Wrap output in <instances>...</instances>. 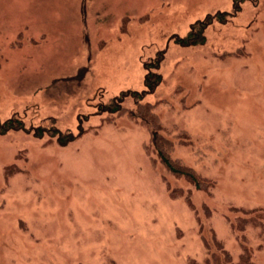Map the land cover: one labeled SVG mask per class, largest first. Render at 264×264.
I'll return each instance as SVG.
<instances>
[{
  "label": "rangeland",
  "instance_id": "374dc122",
  "mask_svg": "<svg viewBox=\"0 0 264 264\" xmlns=\"http://www.w3.org/2000/svg\"><path fill=\"white\" fill-rule=\"evenodd\" d=\"M140 104L208 189L149 150ZM8 119L0 264H216L215 239L239 264L233 209H264V0H0ZM246 231L264 264V228Z\"/></svg>",
  "mask_w": 264,
  "mask_h": 264
},
{
  "label": "trees",
  "instance_id": "16d2710c",
  "mask_svg": "<svg viewBox=\"0 0 264 264\" xmlns=\"http://www.w3.org/2000/svg\"><path fill=\"white\" fill-rule=\"evenodd\" d=\"M238 9L237 6H235ZM234 15V14H233ZM210 25L209 17L205 20L203 25V30L206 29L207 25ZM200 35V34H198ZM196 39V36L186 37V39L179 40L185 41V43L190 44L193 40ZM184 44V43H183ZM164 56H160L158 58L159 63L162 62ZM159 65L155 67V70L159 71ZM163 81L162 74L157 72L149 71L146 73L144 78V83L146 90L139 92H132L133 97H136L137 100L144 98L145 95L158 90L161 82ZM115 102V101H114ZM137 105V102H136ZM110 113H115L120 115L122 112H127V110L120 105L116 108L110 106ZM125 110V111H124ZM139 111V112H138ZM138 111H132L131 115L133 117H137L142 121L151 125V143L150 148L151 152H154L156 158L166 167V169L177 177H184L189 182L195 185L196 189L203 190L208 189L211 186V183L201 176H199L195 170L188 165H185L179 158H174L172 156V152L175 148L174 138L163 133V127L159 124L157 115H155L154 111H152V107L150 105H142L138 106ZM23 127L18 124L14 125L12 119H8L4 123L0 124V132L7 133L10 130H18ZM59 133V132H58ZM182 136H185V133H182ZM82 135V132L79 133L78 136ZM61 136V135H60ZM77 136L70 134L67 139H58L61 145H66L69 141L74 140ZM181 137V136H179ZM184 138H187L185 136ZM186 142V141H185ZM179 192V193H178ZM174 190L173 194H182L183 190L178 191ZM189 197V195H188ZM233 211L238 215L234 222L231 223L232 229L241 233L239 240L241 241L242 253L240 255L239 264H255L252 260V248L247 245V236L245 232L250 228H264V209L260 208H251V209H242V208H234ZM215 245L217 246L218 252L212 255V259L216 264H233V258L231 254L224 249L222 244L218 242L216 239L214 240Z\"/></svg>",
  "mask_w": 264,
  "mask_h": 264
},
{
  "label": "flooded vegetation",
  "instance_id": "af4514ba",
  "mask_svg": "<svg viewBox=\"0 0 264 264\" xmlns=\"http://www.w3.org/2000/svg\"><path fill=\"white\" fill-rule=\"evenodd\" d=\"M156 91H157V90H156ZM156 91H155V92H156ZM105 112H110V109L105 110ZM0 124H1V122H0Z\"/></svg>",
  "mask_w": 264,
  "mask_h": 264
}]
</instances>
